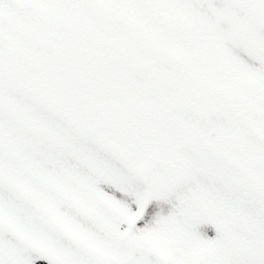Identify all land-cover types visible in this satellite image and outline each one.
<instances>
[{"label": "snow or ice", "instance_id": "1", "mask_svg": "<svg viewBox=\"0 0 264 264\" xmlns=\"http://www.w3.org/2000/svg\"><path fill=\"white\" fill-rule=\"evenodd\" d=\"M0 264H264V0H0Z\"/></svg>", "mask_w": 264, "mask_h": 264}]
</instances>
